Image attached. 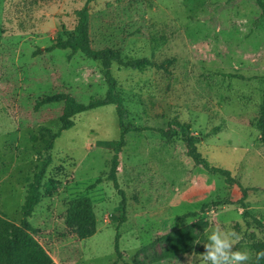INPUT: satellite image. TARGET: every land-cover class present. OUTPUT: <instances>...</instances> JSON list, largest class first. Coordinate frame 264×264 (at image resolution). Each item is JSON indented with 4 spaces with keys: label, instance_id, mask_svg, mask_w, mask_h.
Returning <instances> with one entry per match:
<instances>
[{
    "label": "rangeland",
    "instance_id": "rangeland-1",
    "mask_svg": "<svg viewBox=\"0 0 264 264\" xmlns=\"http://www.w3.org/2000/svg\"><path fill=\"white\" fill-rule=\"evenodd\" d=\"M85 0H0V214L18 223L35 157L37 133L60 126L62 102L34 109L37 98L64 92L86 102L102 97L106 82L98 62L68 49L34 55L57 37L73 32L75 10ZM92 45L120 47L124 58L174 56L169 75L151 68L112 74L126 109L125 123L142 128L125 134L118 153L117 179L126 195V220L118 231L120 257L113 249L119 196L103 177L120 135L112 104L80 112L61 132L29 221L32 236L57 264H203L207 230L230 225L242 235L240 247L255 257L264 228V147L249 120L261 101L264 74V19L255 0H93L88 3ZM189 123L188 134L206 160L224 167L248 190L245 210L240 187L195 166L184 136L166 141L148 128H166L170 119ZM144 128V129H143ZM87 195L96 216L95 232L78 239L65 221L69 199ZM228 199L213 207L217 200ZM189 217L195 239L185 254L162 256L167 236L178 228L174 216ZM201 218L200 225L193 222ZM256 248V249H255Z\"/></svg>",
    "mask_w": 264,
    "mask_h": 264
},
{
    "label": "trees",
    "instance_id": "trees-1",
    "mask_svg": "<svg viewBox=\"0 0 264 264\" xmlns=\"http://www.w3.org/2000/svg\"><path fill=\"white\" fill-rule=\"evenodd\" d=\"M93 0H85L84 4L75 10L76 21L73 26V32L68 33L65 38L57 37L49 45L43 49L36 48L34 55L43 52H49L55 48L68 49L69 55L79 52L87 58L98 62L103 72V78L106 82V91L102 97H90L86 102H80L68 93L56 92L37 98L34 102V109L43 104L62 102V111L59 116L60 126L57 130H52L44 125L39 126L37 133L42 141V153L35 157L32 165L31 176L27 179L26 193L20 207V220L15 223L6 219L0 214V264H57L49 253L40 245V243L32 236L33 227L29 221L33 210L40 200L41 194L48 187V183L43 181L47 166L52 161L51 150L54 141L61 132L73 125L72 117L80 112L93 109L99 106L112 104L115 107V113L118 118L120 128L119 138L113 141V153L110 158L109 168L106 174L98 176L93 182L87 185V189L93 188L103 180L109 181L119 196L118 213L116 216L115 234L113 239V249L116 257H120L118 228L121 223L126 220V195L120 187L117 179V167L119 163L118 153L125 145V134L129 131H137L142 128L132 127L125 123L126 109L123 105V97L117 90L118 81L112 74L111 68L113 64L118 69L129 68L132 70H143L147 68L160 71L165 75H169L171 67L175 63V57H165L155 59L151 57H132L124 58L120 47L104 45L94 47L92 45L90 35V17L88 3ZM260 10V17L264 19V0H255ZM263 81L261 93V101L258 109L249 120V125L256 129L259 133V139L264 147V74L258 76ZM190 125L174 118L170 119L166 128H148L155 131L161 138L171 141L178 133V130L184 136V146L186 155L192 160L195 166H199L210 174H217L222 177L227 185L236 184L240 187L241 196L237 200L243 208V214H247L245 210L244 198L247 196L248 190H255L257 187H242L231 172L221 166L209 163L206 158L198 150L197 144L200 140L210 135H214L220 130V126L211 127L202 135L188 134ZM144 129V128H143ZM228 199L217 200L213 207L230 203ZM208 203H202L198 210L187 211L179 215H175L174 219L178 223V228L167 236V246L162 251V256L172 258L177 254H185L191 249L195 234L193 230L186 225L189 217H195L199 213L206 211ZM201 218L196 219L193 223L200 225ZM65 221L75 226V233L78 239H85L95 232L96 216L93 204L89 196L82 195L69 199L65 212ZM254 221L262 224L257 218ZM262 242V251H264V239ZM256 249V248H255ZM259 252L256 249V253ZM256 255V254H255ZM264 264V260L260 261Z\"/></svg>",
    "mask_w": 264,
    "mask_h": 264
},
{
    "label": "clouds",
    "instance_id": "clouds-1",
    "mask_svg": "<svg viewBox=\"0 0 264 264\" xmlns=\"http://www.w3.org/2000/svg\"><path fill=\"white\" fill-rule=\"evenodd\" d=\"M242 235L230 225H217L207 230V242L200 253L203 264H260L264 251L255 257L240 247Z\"/></svg>",
    "mask_w": 264,
    "mask_h": 264
}]
</instances>
